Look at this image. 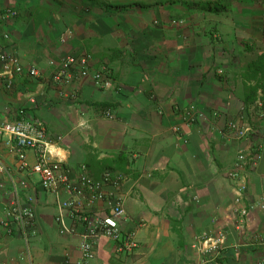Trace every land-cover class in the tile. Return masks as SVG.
<instances>
[{"label": "crops", "instance_id": "obj_1", "mask_svg": "<svg viewBox=\"0 0 264 264\" xmlns=\"http://www.w3.org/2000/svg\"><path fill=\"white\" fill-rule=\"evenodd\" d=\"M8 8L16 15L3 17ZM263 24L264 0H0V44L40 71L11 87L0 83V122L15 119L19 108L42 121L47 148L73 180L81 164L94 177L105 169L123 174L121 226L135 231L137 246L120 251L98 236L90 264H264V210L255 205L264 196V118L248 108L264 88ZM80 53L91 55L89 72L110 69L111 87L97 86L90 74L53 79L62 57ZM189 104L203 113L193 124L181 118ZM241 113L255 133L224 136L226 121ZM251 144L259 157L244 172L247 190L238 203L237 180L226 171ZM27 157L33 162L32 151ZM0 158L35 214L27 242L18 224L2 223L14 196L3 175L0 264H29L28 254L32 264H77L81 226L59 208L69 196L18 172L1 134ZM249 204L236 226L235 207ZM92 212L103 214V202ZM220 230L225 243L216 261H203L194 244Z\"/></svg>", "mask_w": 264, "mask_h": 264}, {"label": "built area", "instance_id": "obj_2", "mask_svg": "<svg viewBox=\"0 0 264 264\" xmlns=\"http://www.w3.org/2000/svg\"><path fill=\"white\" fill-rule=\"evenodd\" d=\"M16 15V10L6 9L3 17ZM172 22H182V20L172 19ZM71 32L66 29L60 36L63 41L67 34ZM264 37V24L262 27ZM7 38L8 34L4 33ZM89 53L67 54L62 57L53 71V79L64 82L75 76H86L90 74L93 82L102 88L112 86L113 79L111 71L107 66L89 72ZM50 63H54L51 61ZM40 75V71L35 64H23L16 53L0 44V83L5 87H11L16 78L27 76L35 78ZM251 108L264 118V88H259L252 102ZM106 116H111L109 109H104ZM203 116L202 111L194 104H189L181 109V118L185 124H193L199 117ZM172 129L179 130L178 125H173ZM224 136L241 139L247 138L255 133V127L241 113L237 118L228 119L222 132ZM0 134L6 137V144L16 157V169L18 172L24 171L27 174H36L41 186L49 191L58 193L61 187L69 196L65 200L59 201V208H67L72 217L81 226L79 232L80 256L77 264H90L94 256L93 243L98 236H105L117 242L120 251L131 252L137 246L135 231L132 229L123 230L122 222L126 219L123 198L120 195V185L123 174L105 169L98 177L92 176L84 164L79 166V171L75 180L71 178V170L62 163V160L52 154L47 148V130L45 124L38 119H31L25 115L24 109L16 111V117L10 121L0 122ZM34 154L33 162L27 157V151ZM259 154L257 147L250 145L249 148L238 149L234 163L226 174L237 180V190L239 195L236 202L242 200V195L247 190V183L244 172L256 163ZM3 175L10 177L8 165L0 158V180ZM12 181L13 199L7 209V220L2 223L8 225L9 222L18 224L22 232V237L27 242L29 235L34 233L35 214L28 204L19 195L18 186ZM24 184V183H23ZM97 201L104 204V213L96 214L92 208ZM254 204L238 205L234 211L237 214L236 226L244 222L248 209ZM256 206L264 210V196L255 203ZM59 219V217L57 218ZM75 231L74 227L61 228ZM254 240V239H253ZM252 239L247 244L253 242ZM225 243V234L220 230L217 234L203 232L199 235L195 248L200 252L203 261H216L222 245ZM29 264H32L28 254Z\"/></svg>", "mask_w": 264, "mask_h": 264}, {"label": "trees", "instance_id": "obj_3", "mask_svg": "<svg viewBox=\"0 0 264 264\" xmlns=\"http://www.w3.org/2000/svg\"><path fill=\"white\" fill-rule=\"evenodd\" d=\"M254 100V99H253ZM253 102V101H252ZM251 106H249L248 108H250ZM254 110V109H253ZM219 264H223L222 262H220Z\"/></svg>", "mask_w": 264, "mask_h": 264}]
</instances>
